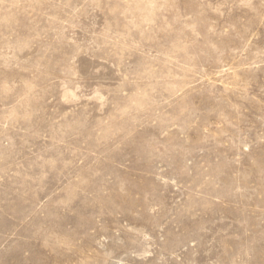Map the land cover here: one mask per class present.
<instances>
[{"label": "rangeland", "instance_id": "1", "mask_svg": "<svg viewBox=\"0 0 264 264\" xmlns=\"http://www.w3.org/2000/svg\"><path fill=\"white\" fill-rule=\"evenodd\" d=\"M0 264H264V0H0Z\"/></svg>", "mask_w": 264, "mask_h": 264}]
</instances>
